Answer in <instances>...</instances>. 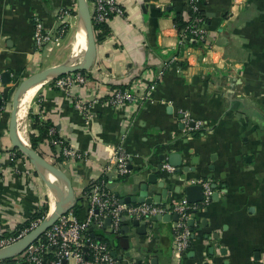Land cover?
Wrapping results in <instances>:
<instances>
[{"label":"crops","instance_id":"obj_1","mask_svg":"<svg viewBox=\"0 0 264 264\" xmlns=\"http://www.w3.org/2000/svg\"><path fill=\"white\" fill-rule=\"evenodd\" d=\"M117 1L124 13L109 19L108 36L96 42L95 57L84 73L86 84L74 85L67 92L39 84L24 122L18 121L19 99L17 138L22 123L25 140L27 126L30 133L39 134L31 126L33 116L38 124L48 121L55 128V134L79 155L57 163L70 178L76 198L82 197L90 181L101 177L119 197L138 194L140 181L156 168L159 156L164 155L168 163L170 153H180L183 164L195 169L185 181L176 174L171 180L165 173L157 177L173 190L167 202L184 196L174 192L176 185L183 187L199 179L215 184L210 203L192 212L194 238L184 255L172 253V218L154 222L145 235L138 234L132 221L122 226H128V232L108 236L117 264L153 258L157 264H264V0H202L206 47L185 52L177 50L179 38L173 23L174 10L181 11L184 20L188 18L184 0L176 1L174 10L171 0ZM168 5L171 10H166ZM61 9L72 13L71 25L74 0H0V74L8 71L13 79L7 86L0 85V95L6 99L0 113L2 239L10 237L45 202V186L37 169L12 148L8 120L10 98L20 81L65 60L68 34L51 51L58 49L49 63L51 52L33 45V16L54 31ZM82 33L77 32L82 35L77 38L83 46ZM153 80L156 89L151 103L127 108L105 101L114 87L139 90ZM75 99L90 105L91 119L86 121L74 108ZM118 146L128 157V169L131 166L126 175H117L115 162L110 163ZM54 151L61 153L59 146ZM37 152L53 158L47 139L38 142ZM12 154H16L13 160ZM193 159L198 162L194 164ZM42 172L45 176L48 171ZM149 191L160 189L150 185ZM47 196L52 212L48 186ZM120 236L128 241L122 242ZM209 247H214L213 257Z\"/></svg>","mask_w":264,"mask_h":264},{"label":"built area","instance_id":"obj_2","mask_svg":"<svg viewBox=\"0 0 264 264\" xmlns=\"http://www.w3.org/2000/svg\"><path fill=\"white\" fill-rule=\"evenodd\" d=\"M190 9V19L184 29L178 34V44L184 43L186 36L189 41L197 44V47H186L183 52L190 48L206 47L205 39L207 33L206 20L201 13L202 0H184ZM89 9L92 25L100 26L106 24L115 15H123L124 11L117 0H91ZM70 13L66 9H61L57 13L58 26L54 31L47 30L42 20L38 16H33V45L38 50L47 53L58 46L60 39L66 36L70 26ZM172 60L176 56L171 57ZM202 61L206 62V56H202ZM162 72L158 73L157 79ZM87 82L86 75L79 71L57 75L45 83L50 84L56 89L68 91L74 85H84ZM0 75V85H1ZM156 89V82L153 80L143 88L114 87L108 94L105 101L112 107L125 106L133 108L142 105L144 102H153L152 93ZM74 108L78 110L86 121L91 119L92 112L90 105L81 101L74 100ZM186 120H184L185 122ZM48 142L59 146L63 157L79 155L70 148L63 139L55 134V128L49 126L47 130ZM11 160L16 154L10 155ZM115 162L117 175L129 173L128 157L122 147L118 146L112 153L111 161ZM110 165L107 167L109 168ZM162 169L172 172L174 168L167 162H162ZM202 186V199L198 202H189L186 197L179 200H167L164 203L157 202H123L107 185L105 177L90 181L83 191L80 204L83 205L85 214L82 219L77 218L72 208L61 214L53 224H51L37 239L29 244L20 254L15 256L17 264H117V259L112 255L111 247L104 240L91 235L90 227L94 230H108L112 234H119L121 228L126 223L134 220L145 223L147 229H152V217L163 215H177L174 220V233L172 243V253L176 257H181L190 247L192 230L188 224L192 212L208 205L211 201L213 188L209 181L193 180ZM77 201V200H76ZM109 218L110 223L105 225V220ZM42 219L37 218L30 222L28 227L21 229L14 238L7 237L0 239V248L23 237L31 229L37 226ZM133 264V263H128Z\"/></svg>","mask_w":264,"mask_h":264},{"label":"water","instance_id":"obj_3","mask_svg":"<svg viewBox=\"0 0 264 264\" xmlns=\"http://www.w3.org/2000/svg\"><path fill=\"white\" fill-rule=\"evenodd\" d=\"M76 2H77V16L79 18L78 20L83 21L84 30L87 37L86 60L83 63L71 62L70 60L64 63L46 67L45 69L37 73H34L32 75H29L25 79L21 80L10 98L11 109L9 112V120H8V137L10 139L12 148L19 150L23 155H25L29 159V161L37 169L40 177L45 182L46 186H50V184L48 183V180L44 176L42 170L45 169L51 172L52 174H54V176L57 177L62 183L61 187L59 186L56 188V190L61 194V197L57 202L54 211L50 214L48 212L47 215L42 219V221L37 226H35L33 229H31L28 233H26L23 237L19 238L14 243L0 249L1 264H17L14 261V257L20 254L29 244H31L35 239H37L51 224L55 222V220L61 214L69 210L77 200L72 188L71 180L64 173V171L60 169V167L47 161L42 155H40L36 150H34L31 147L29 142L28 144L22 143L17 138L16 135L18 101L20 94L28 86L39 81H47L50 78L57 75L86 70L90 67V65L93 62V59L96 54V41L94 37L93 25L91 21L88 3L87 0H76ZM171 8L172 7L168 5L166 7V10H171ZM0 75H1L2 85L7 86L13 81L12 76L8 71H2ZM5 108H6V99H4V95L3 98L0 95V113L3 112ZM190 126H194V122H191ZM164 158H165L164 155L161 154L159 156L160 162L156 166V168H154L151 173H148L145 179H142L140 181L138 194L122 195L120 197V200L123 202H133V203L134 202L164 203L166 201V198L172 193L173 190L168 188L169 185H167L164 180L158 181L157 177L165 173L167 175V178L171 180L173 175L176 174L178 176V180L185 181L187 179V173L189 171H194L195 169L194 167H188L183 164L180 153H170L168 157H166V160L168 161V164L174 168V170L172 172L165 171L162 169V162ZM192 162L196 164L198 161L193 159ZM144 168H146V166H144ZM129 169H131V166L129 167ZM150 185H156V187H158L160 191L157 193L149 191ZM212 187H215V184H213ZM174 192L175 193L182 192L186 197V199L192 203L200 201L202 199V194H203L202 186L198 183L186 184L183 185V187H181V185H176L174 188ZM116 195L118 196L119 194L117 193ZM213 196L216 197L217 194L215 193ZM171 218L173 220H176L177 215L174 214L172 217H170V215L166 214L163 215L162 217L160 216L152 217L150 220L152 222H158L159 220L169 221ZM109 223H110V219L107 218L105 220L104 226L105 227L108 226ZM132 224L137 229L138 234L140 235L146 234L147 225L145 223H140L139 221L134 220ZM188 224L191 226L193 224V219H189ZM89 231L92 232L93 227H90ZM122 231L125 233L128 232L129 227L128 226L122 227L121 232ZM119 238L122 242L128 241V238L126 236L125 237L120 236ZM191 238H194L193 234L191 235ZM208 252L213 257L214 247H209ZM220 253L224 254L225 252L224 250L220 249ZM112 255L114 257H117V252L113 250ZM126 256H128V254H126ZM137 264H157V263L156 260L153 258L149 261H145L143 259L139 260ZM203 264H210V263L205 261L203 262Z\"/></svg>","mask_w":264,"mask_h":264},{"label":"trees","instance_id":"obj_4","mask_svg":"<svg viewBox=\"0 0 264 264\" xmlns=\"http://www.w3.org/2000/svg\"><path fill=\"white\" fill-rule=\"evenodd\" d=\"M88 1H91V0H88ZM176 1H181V0H171V5L173 7L172 10H174V6H175ZM183 6L185 8H187L188 18L186 20L183 19L181 11H179V10H174V14H173V23H174V26H175L178 34L181 33V31L184 29L185 25L188 23V21L191 17L190 16V9L187 7V4L183 3ZM201 13L203 14L205 20H207L205 12L202 10ZM74 14H76V13H74ZM106 24H102L100 26H97V25L93 26V32H94V37H95L96 42H99V41L103 40L106 36H108L109 30H108ZM189 37H190L189 35L186 36L184 43L179 44L177 50H179L181 52L186 47H190V46L197 47V44L189 41ZM79 72L85 73L86 70H81ZM33 120L34 121H33L31 126L34 128H37L39 134L37 136H35L34 134L30 133L29 134V142H30L31 147L37 151L38 142L48 138L47 130H48V127L52 126V125H50V123L48 121H45L42 124H38L36 122L37 121L36 116H33ZM49 145H50L51 150H52V157L53 158H50V157L47 158L44 155H42L41 153H39V154L42 155L50 163L58 166L57 163H58V161H61L63 156L61 155V153L54 151V145H52L50 143H49ZM17 152L19 154L23 155L19 150H17ZM57 153H58V155H57ZM121 177H123V176H121ZM80 201H81V197L77 198V201H76L75 205L73 206L72 210L75 213V215L77 216V218L82 219L84 217L85 210H84L83 205L80 204ZM47 212H48V203H47V199H46V201L40 207H38V209H36L33 213H31L28 220H26L24 223H22L21 225L18 226L17 230H15L12 233V235H14V234L16 235V234H18V232L21 229L28 227L31 221H33L37 218L43 219L47 215ZM191 230L193 232V230H194L193 226H191ZM91 235L95 236L98 239L106 241L108 243V245L111 247V242L108 239V236L112 235V233L108 234V233L102 232V230H94L91 232ZM0 239H2V238H0Z\"/></svg>","mask_w":264,"mask_h":264},{"label":"bare ground","instance_id":"obj_5","mask_svg":"<svg viewBox=\"0 0 264 264\" xmlns=\"http://www.w3.org/2000/svg\"><path fill=\"white\" fill-rule=\"evenodd\" d=\"M78 21H79L80 25L78 24L75 37H73L74 41L72 43V55H74V61H77L79 63H83L87 57V37H86L85 30H84L83 21L82 20H78ZM82 30L84 33V35L82 37L83 38V41H82L83 46L80 43L79 39L77 38L79 36V34H77V32L78 33L80 31L82 32ZM80 36H82V35L80 34ZM71 62H72V59H71ZM43 82L45 83L46 81H39L38 84L28 86L20 94L21 98L19 97L20 101H19V108H18V121L24 122L26 115H27V112H28V109H29V106H30V103H31V100H32L33 96L35 95V93L37 92L39 84H41ZM16 135H17V133H16ZM18 139L22 143L28 144L27 143L28 140H25V128H24L23 123L21 125V128H19V130H18ZM46 173L47 174H45V177L48 180V183L50 184V186H48V194H49V198H50V210H52V212H53V209L55 208V206L57 204L56 202L59 201V199H60L59 196H61V194L56 190V188L59 186L61 187L62 183L60 182V180L55 178V176L51 172L48 171ZM51 185H53V186H51ZM52 212H49V214Z\"/></svg>","mask_w":264,"mask_h":264},{"label":"rangeland","instance_id":"obj_6","mask_svg":"<svg viewBox=\"0 0 264 264\" xmlns=\"http://www.w3.org/2000/svg\"><path fill=\"white\" fill-rule=\"evenodd\" d=\"M89 1L87 0V3H88ZM74 7H75V9L76 10H74L73 12L74 13H76L75 14V17L73 18V20H72V22H71V25L69 26V30H68V32H67V34H68V36H67V38H66V41H65V43L67 44V46H66V48H65V53H64V57H65V60L62 62V63H64V62H66V61H70L71 60V58H70V56H69V54H70V43H71V40H72V38H73V34H74V32H75V29H76V25H77V22H78V16H77V2H76V0H74ZM61 49H63V48H61ZM60 49V50H61ZM57 50L58 49H56L55 51H53V52H51V54L47 57V59H48V63L51 61V59H53L54 58V56H55V54L57 53ZM60 53V52H59ZM68 54V55H67ZM67 55V56H66ZM73 62H77V61H73ZM50 66H53V65H50ZM49 66V67H50ZM29 134H30V132H29V127L27 126L26 127V135H27V140H28V142H29ZM29 144H30V142H29ZM43 183H44V186H45V201H46V199H47V203H48V212H49V199H48V196H47V186H46V184H45V182L43 181ZM180 198H177L176 200H179ZM47 212V213H48ZM17 235V234H16ZM15 234L14 235H10V237L11 238H14V236H16ZM18 239H16V240H14V241H9L10 243H8V244H6V245H4L3 247H6V246H8V245H10V244H12V243H14L15 241H17ZM3 247H1V248H3ZM0 248V249H1Z\"/></svg>","mask_w":264,"mask_h":264}]
</instances>
